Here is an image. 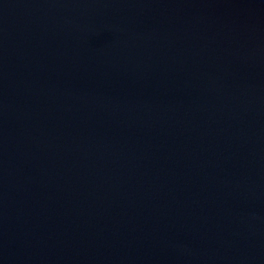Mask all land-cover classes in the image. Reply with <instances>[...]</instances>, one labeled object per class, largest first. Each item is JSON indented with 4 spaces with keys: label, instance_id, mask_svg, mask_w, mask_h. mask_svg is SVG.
Wrapping results in <instances>:
<instances>
[{
    "label": "water",
    "instance_id": "water-1",
    "mask_svg": "<svg viewBox=\"0 0 264 264\" xmlns=\"http://www.w3.org/2000/svg\"><path fill=\"white\" fill-rule=\"evenodd\" d=\"M0 264H264V0H0Z\"/></svg>",
    "mask_w": 264,
    "mask_h": 264
}]
</instances>
